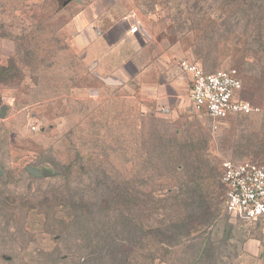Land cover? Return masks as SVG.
Segmentation results:
<instances>
[{
  "label": "rangeland",
  "instance_id": "1",
  "mask_svg": "<svg viewBox=\"0 0 264 264\" xmlns=\"http://www.w3.org/2000/svg\"><path fill=\"white\" fill-rule=\"evenodd\" d=\"M111 22L145 50L118 87L90 54ZM181 59L236 69L256 111L194 110ZM226 161H264V0H0V264H264Z\"/></svg>",
  "mask_w": 264,
  "mask_h": 264
},
{
  "label": "built area",
  "instance_id": "2",
  "mask_svg": "<svg viewBox=\"0 0 264 264\" xmlns=\"http://www.w3.org/2000/svg\"><path fill=\"white\" fill-rule=\"evenodd\" d=\"M139 32L141 23L136 22L130 33ZM178 65L192 76L191 101L194 110L205 112L216 124L231 115H248L256 111L240 97L243 86L236 69L207 73L189 59H181ZM223 169L227 211L244 216L264 229V161H226Z\"/></svg>",
  "mask_w": 264,
  "mask_h": 264
},
{
  "label": "crops",
  "instance_id": "3",
  "mask_svg": "<svg viewBox=\"0 0 264 264\" xmlns=\"http://www.w3.org/2000/svg\"><path fill=\"white\" fill-rule=\"evenodd\" d=\"M99 23L102 24L103 20L100 18ZM102 21V22H101ZM106 23H108L106 20H104ZM133 26V25H132ZM132 26H127L120 22H111V27H109L107 30L103 31V34L99 38V40L92 42L90 46V54L92 56L94 54H97V52H101L103 50L107 53V58L105 64L102 66L104 71L101 73L105 80L112 81L113 85L108 86H120L123 84V80H130L134 77L135 74L139 73L141 71V65L144 64V48H138V45H143V35L141 32L137 34H131L130 28ZM124 43H131V47L135 49V55L130 56L128 53L121 54V59H119V53L125 52V46ZM134 50L131 49V52ZM140 53L142 60L140 61ZM183 72V71H182ZM185 73V72H183ZM190 78V94L192 91V83L193 79L192 76L188 73H185ZM124 78V79H123ZM167 80L168 82L161 84V95L164 96L166 94V90L170 89L174 92V99L176 97V91H180L185 87V81L181 78H176L167 74ZM115 83V84H114ZM166 96V95H165ZM172 95H170V98ZM191 97V95H190ZM164 98V97H163Z\"/></svg>",
  "mask_w": 264,
  "mask_h": 264
},
{
  "label": "water",
  "instance_id": "4",
  "mask_svg": "<svg viewBox=\"0 0 264 264\" xmlns=\"http://www.w3.org/2000/svg\"><path fill=\"white\" fill-rule=\"evenodd\" d=\"M105 83L109 84V85H113L112 81H109V80H105ZM115 84V83H114Z\"/></svg>",
  "mask_w": 264,
  "mask_h": 264
}]
</instances>
